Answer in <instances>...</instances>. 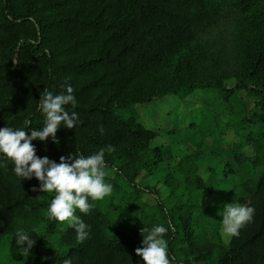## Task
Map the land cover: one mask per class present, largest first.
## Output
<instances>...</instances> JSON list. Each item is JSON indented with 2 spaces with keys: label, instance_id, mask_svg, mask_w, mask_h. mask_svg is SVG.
I'll return each mask as SVG.
<instances>
[{
  "label": "trees",
  "instance_id": "16d2710c",
  "mask_svg": "<svg viewBox=\"0 0 264 264\" xmlns=\"http://www.w3.org/2000/svg\"><path fill=\"white\" fill-rule=\"evenodd\" d=\"M208 44L211 53L203 49ZM232 79L234 86L227 83ZM65 83L74 88L82 123L58 129V144L51 137L33 140L36 154L59 162L104 148L107 168L116 171L105 178L113 191L90 200L87 214L76 211L89 231L81 243L67 222L46 218L47 193L32 190L37 179L19 180L11 161L0 158V245L10 237L11 264H137L141 229L154 224L171 225L170 264H264V0H0V127H26L25 120L29 128L41 126V91L59 93ZM196 89L213 90L223 100L219 111L210 108L213 119L225 122L217 138L229 130L240 136L233 146L210 152H230L252 171L222 194L226 203L220 205L204 201L235 170L210 167L203 179L202 149L182 156L157 181L168 191L165 198L158 187L138 183L175 154L172 146L154 145L165 131L144 125L137 107L170 96L184 100ZM243 90L255 98L250 117L240 100L232 101ZM246 124L254 129L244 134ZM146 192L156 204L143 200ZM232 201L255 212L227 243L221 215ZM117 208L125 222L112 216ZM42 226L58 237L57 245L40 233ZM20 227L36 241L28 257L14 243Z\"/></svg>",
  "mask_w": 264,
  "mask_h": 264
},
{
  "label": "clouds",
  "instance_id": "9594fccd",
  "mask_svg": "<svg viewBox=\"0 0 264 264\" xmlns=\"http://www.w3.org/2000/svg\"><path fill=\"white\" fill-rule=\"evenodd\" d=\"M62 88L59 93L47 88L41 91L37 108L43 121L38 128H29L31 122L28 120L24 122L26 127H0V158L11 161L12 172L19 180L35 177L39 183L38 188L33 186V191L53 194L48 198L46 218L67 222L74 229L77 241L82 243L89 236L88 225L75 215L76 211L87 214L94 207L90 200L98 201L110 196L113 186L105 180L110 173L106 170L104 148L89 155L70 153L67 157L61 156L59 162L36 154L33 140L43 142L51 137L52 142L58 144V129H72L82 123L74 110L78 104L74 88L68 83ZM69 105L73 110H68L66 106ZM201 175L207 179L206 175ZM254 212L255 209L247 204L233 201L225 204L221 215V234L239 236L240 229L253 220ZM170 229V224L167 227L154 224L141 229V246L135 249L140 258L137 264L141 260L143 264H170L166 240ZM13 238L19 255L28 257L36 243L32 232L20 227L13 233ZM63 264H71V259H64Z\"/></svg>",
  "mask_w": 264,
  "mask_h": 264
},
{
  "label": "rangeland",
  "instance_id": "374dc122",
  "mask_svg": "<svg viewBox=\"0 0 264 264\" xmlns=\"http://www.w3.org/2000/svg\"><path fill=\"white\" fill-rule=\"evenodd\" d=\"M213 44H208L203 47L204 51L211 53L213 51ZM230 86H234L235 80H229L227 82ZM240 100L246 108L247 116H251L256 111L255 98L250 96L245 90L236 93L233 96L232 101ZM224 106L223 100L216 96L213 90L204 91L202 89H196L190 96L184 100H180L176 96H170L161 100H157L149 105H139L137 107L141 122L148 128L156 131L164 130L165 133L161 132V135L156 138L154 145H169L172 146L175 154V158L169 163H162L159 170L155 175L142 174L138 179V183L142 185L156 186L161 198L168 196V191L163 185L157 183L159 179H162L166 174L168 168L175 164L182 156L198 152L200 149L203 150V155L199 160L201 166L200 174L207 176L211 174L210 167H217L218 170L222 171L223 167L227 168V164L239 168L237 162L234 161L232 153H224L220 155H214L210 151L217 147L222 146L223 148H229L239 140V135L233 133V130H229L221 138H217L218 132L225 126V122L216 121L213 119L210 112V108H218L219 111ZM221 118L224 121L229 119L228 111H224L221 114ZM196 122L195 125H191L192 122ZM254 127L251 124H246L245 128L242 129V133L246 134ZM234 158V159H233ZM236 162V163H235ZM232 163V164H231ZM238 165V166H237ZM110 174L108 176H115L116 171L113 168L106 169ZM230 173V177H232ZM223 177V173L219 174L218 179ZM232 178L236 183L240 181L238 173ZM157 184V185H156ZM216 192H213L206 196L204 204L220 205L226 203L225 197H221L225 193L227 183H217ZM52 193H47L44 198L48 200ZM143 200L148 204L154 205L157 202V197L146 192L143 194ZM123 209H116L112 211L114 219H122L125 222ZM44 226L41 227L40 233L46 235L53 241L55 245L58 244V237L48 235ZM223 236V235H222ZM225 242L229 243L232 237L223 236ZM10 237H6L3 243L0 245V264H11L8 256L10 248ZM193 264H203L201 262H193Z\"/></svg>",
  "mask_w": 264,
  "mask_h": 264
},
{
  "label": "crops",
  "instance_id": "0c3cea01",
  "mask_svg": "<svg viewBox=\"0 0 264 264\" xmlns=\"http://www.w3.org/2000/svg\"><path fill=\"white\" fill-rule=\"evenodd\" d=\"M234 134H235V136H236V133L235 132H233ZM240 141V137H239V140L237 141V142H239ZM232 157H234V156H232ZM234 159V158H233ZM234 161H235V159H234ZM236 163V162H235ZM232 164V163H231ZM237 164V163H236ZM238 166V165H237ZM233 168L235 167V166H232ZM234 170H235V172H234V174H232V177L235 175V174H237L238 173V175H239V179H240V181H243V180H246L247 178H250L251 176H252V171L250 170V168H249V166H243V167H237V168H234ZM232 177H230V175L228 176V179H227V181H226V183H227V186L230 188L233 184H235L236 183V181L234 180L235 178H232ZM239 181V182H240ZM229 188H226V190L227 189H229Z\"/></svg>",
  "mask_w": 264,
  "mask_h": 264
}]
</instances>
